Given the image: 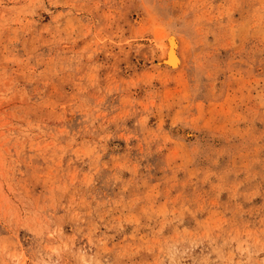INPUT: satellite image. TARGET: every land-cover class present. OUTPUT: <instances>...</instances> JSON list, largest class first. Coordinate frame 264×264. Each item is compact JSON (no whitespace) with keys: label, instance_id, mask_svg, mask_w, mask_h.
<instances>
[{"label":"rangeland","instance_id":"374dc122","mask_svg":"<svg viewBox=\"0 0 264 264\" xmlns=\"http://www.w3.org/2000/svg\"><path fill=\"white\" fill-rule=\"evenodd\" d=\"M0 264H264V0H0Z\"/></svg>","mask_w":264,"mask_h":264},{"label":"bare ground","instance_id":"6f19581e","mask_svg":"<svg viewBox=\"0 0 264 264\" xmlns=\"http://www.w3.org/2000/svg\"><path fill=\"white\" fill-rule=\"evenodd\" d=\"M175 37L172 34L166 35L165 36V39H166L165 45L161 43L162 46H164V49H162V52H159L160 54L156 55L159 59V64L165 63L167 66V69H169V70H174V69L178 68L180 63H181V59L177 53L178 43H177V40ZM159 51H161V50H159Z\"/></svg>","mask_w":264,"mask_h":264}]
</instances>
